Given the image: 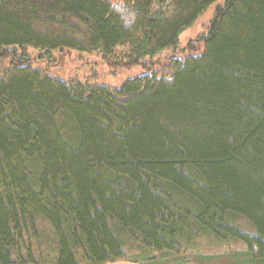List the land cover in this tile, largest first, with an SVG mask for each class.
Wrapping results in <instances>:
<instances>
[{"label": "trees", "instance_id": "16d2710c", "mask_svg": "<svg viewBox=\"0 0 264 264\" xmlns=\"http://www.w3.org/2000/svg\"><path fill=\"white\" fill-rule=\"evenodd\" d=\"M217 1L0 0V264H264V0L119 88L26 53L151 71Z\"/></svg>", "mask_w": 264, "mask_h": 264}, {"label": "rangeland", "instance_id": "374dc122", "mask_svg": "<svg viewBox=\"0 0 264 264\" xmlns=\"http://www.w3.org/2000/svg\"><path fill=\"white\" fill-rule=\"evenodd\" d=\"M225 0H218L211 5L195 23L184 30L178 37L177 47H168L158 52L152 58L146 59L148 64L153 63L151 71L142 65L129 68H113L106 65L101 55L93 53L86 54L73 50H56L50 52L51 58L42 57L44 52L28 48L26 53L33 59V67L45 70L49 75L64 82L89 83L92 85L119 88L124 83L134 80L144 75H152L170 58L174 57L183 60L189 55L188 46L191 44L197 50L202 49L201 43L197 42L200 37H204L208 32V27L212 21L216 9L223 5ZM197 42V43H195ZM151 67V65H150ZM114 264H130L118 262Z\"/></svg>", "mask_w": 264, "mask_h": 264}]
</instances>
